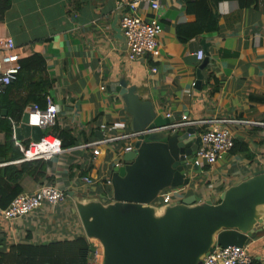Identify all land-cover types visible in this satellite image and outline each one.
I'll list each match as a JSON object with an SVG mask.
<instances>
[{"label": "crops", "instance_id": "obj_1", "mask_svg": "<svg viewBox=\"0 0 264 264\" xmlns=\"http://www.w3.org/2000/svg\"><path fill=\"white\" fill-rule=\"evenodd\" d=\"M123 1L11 0L0 22V37L13 38L21 58L33 54L44 58L51 81L46 97L58 108L55 124L44 128L42 137L57 139L62 151L47 160L43 178L22 175L20 193L34 192L43 184L65 192L57 204H45L11 221L3 218L0 208V252L18 243L40 245L85 237L75 200L110 201L107 180L115 165L122 163L123 150L130 141H109L99 146L98 155L92 147L78 146L132 132V117L116 91L120 82L134 88L139 100L149 102L157 115L170 114L172 122L264 121V0H248L242 6L238 0H205L217 21L215 31L198 30L209 19L205 16V23L199 26L203 6L196 0H158L154 13L141 4L135 14L145 20L154 15L161 32L155 54L133 61L117 32H121V14L128 11ZM178 29L184 36L190 35L187 41L179 39ZM198 50L204 52L202 60L196 57ZM20 123L21 119L12 121L13 146L23 153L31 141L38 140L31 136L17 140L14 129ZM190 127L197 133L206 128ZM230 129L234 148L213 165H202L201 172L192 175L191 186L180 189L172 201L190 195L199 202L218 200L233 182L264 171L262 128L234 124ZM59 132L68 134L62 137L64 143L72 138L74 144L63 147ZM5 142L0 131V146ZM239 143L246 145L247 153L240 151ZM24 162L22 158L0 159V175L7 167L20 170ZM85 176L93 182H83ZM245 246L253 259L264 263V230Z\"/></svg>", "mask_w": 264, "mask_h": 264}, {"label": "water", "instance_id": "obj_2", "mask_svg": "<svg viewBox=\"0 0 264 264\" xmlns=\"http://www.w3.org/2000/svg\"><path fill=\"white\" fill-rule=\"evenodd\" d=\"M122 40L126 45L123 36ZM204 65L205 61L200 68ZM116 91L132 117V131L174 121L157 115L124 82ZM28 111L14 129L17 140L30 136L39 140L43 135L44 129L27 124ZM199 146L200 136L190 126L140 135L111 173L109 202L76 198L85 238L101 247L100 264H202L214 246L242 247L264 230L263 170L233 182L218 200L199 202L190 195L165 205L154 204L164 190L191 186L192 175L201 172L193 165Z\"/></svg>", "mask_w": 264, "mask_h": 264}, {"label": "built area", "instance_id": "obj_3", "mask_svg": "<svg viewBox=\"0 0 264 264\" xmlns=\"http://www.w3.org/2000/svg\"><path fill=\"white\" fill-rule=\"evenodd\" d=\"M122 4L128 8L120 16L119 24L121 34L125 39L128 58L136 60L145 58L147 55H153L156 52L157 37L161 32V24L156 17H151L148 20L143 19L136 13L137 8L141 5H147L151 10L156 12L159 8L158 0H124ZM198 60L204 57L203 50H198L196 53ZM21 59L18 53L17 46L10 36L0 37V94L5 88L12 83L20 70L19 60ZM58 108L50 97H46V108L41 109L37 104H32L29 108L28 125L37 126L39 128H47L55 124ZM37 117L38 122L33 123L32 118ZM166 117H170L167 114ZM242 124L256 126L264 131V121L253 122L235 119H212V120H177L170 124L155 129L132 131L128 134L112 137L105 140H100L93 143L82 144L80 148H93L95 155L99 154V146L108 143L109 141L128 140L129 145L125 146L124 152H129L133 149V143L140 135H145L149 132L157 130L172 131L180 127L200 126L205 127L198 133L200 136V146L194 153L193 165L201 167L202 165H213L222 155L231 150L234 145V136L230 129V125ZM60 143L51 135H47L38 141H31L23 151L22 160L30 161L35 159L48 160L55 154L61 152ZM117 163L115 166H119ZM83 182L91 184L93 180L85 176ZM111 178L107 180V185L111 186ZM180 189L170 188L164 190L156 199V205H165L172 201L173 196ZM65 198V192L52 184L40 185L34 192L20 193L13 198L9 205L1 210V214L6 220H15L23 217L34 210H37L45 204L55 205ZM94 250L89 254L87 264H100L102 258L101 247L97 243H93ZM253 257L247 252L246 246H214L211 253L202 259V264H250Z\"/></svg>", "mask_w": 264, "mask_h": 264}, {"label": "trees", "instance_id": "obj_4", "mask_svg": "<svg viewBox=\"0 0 264 264\" xmlns=\"http://www.w3.org/2000/svg\"><path fill=\"white\" fill-rule=\"evenodd\" d=\"M218 0H214L216 2ZM248 0H238L240 5H244ZM198 6H203L201 15L197 23L202 26L205 23V16L209 20L207 25L199 27V31H215L217 21L211 13L210 7H205V0H196ZM264 2V1H263ZM11 0H0V22L3 21L6 12L10 9ZM211 18V20H210ZM181 41H187L190 35H183L181 29L177 30ZM20 70L16 79L10 83L0 94V131L4 132L6 142L0 146V159L22 158L23 153L14 149L13 125L12 121H20L24 109L30 104H37L41 109L46 108L47 89L51 81L48 79L44 58L39 54H33L19 60ZM5 110L6 115L1 112ZM66 132H59L57 136H67ZM74 144L72 138L62 146L66 147ZM236 143L234 142V145ZM238 144V143H237ZM234 145L232 148H234ZM240 151L247 153V147L243 143ZM231 148V149H232ZM48 161L40 158L22 163L21 169L7 167L1 171L0 175V208H6L9 203L21 192L19 180L22 175L27 174L34 180H39L45 176ZM3 170V169H2ZM10 172V173H9ZM7 180H4V179ZM94 250L93 243L85 237L75 240H65L40 245L18 243L12 245L7 252H0V264H87L89 254ZM250 264H264L259 260L252 259Z\"/></svg>", "mask_w": 264, "mask_h": 264}, {"label": "clouds", "instance_id": "obj_5", "mask_svg": "<svg viewBox=\"0 0 264 264\" xmlns=\"http://www.w3.org/2000/svg\"><path fill=\"white\" fill-rule=\"evenodd\" d=\"M32 122H33V123H37V122H38L37 117H33V118H32Z\"/></svg>", "mask_w": 264, "mask_h": 264}]
</instances>
